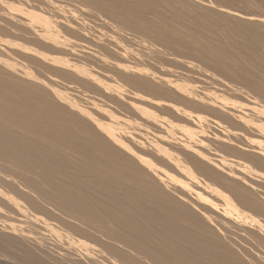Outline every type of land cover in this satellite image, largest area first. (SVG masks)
Wrapping results in <instances>:
<instances>
[{"label": "bare ground", "instance_id": "obj_1", "mask_svg": "<svg viewBox=\"0 0 264 264\" xmlns=\"http://www.w3.org/2000/svg\"><path fill=\"white\" fill-rule=\"evenodd\" d=\"M63 1L0 0V262L264 264V42L249 58L238 44L263 75L244 68L259 85L251 101L244 57L229 52L238 40L198 34L214 56L199 60L224 58L215 69L241 82L224 79L228 91L208 75L227 90L214 102L191 80L206 70L185 59L177 72L129 5L175 0H79L124 19L102 26L99 13L98 30L111 25L100 35Z\"/></svg>", "mask_w": 264, "mask_h": 264}, {"label": "rangeland", "instance_id": "obj_2", "mask_svg": "<svg viewBox=\"0 0 264 264\" xmlns=\"http://www.w3.org/2000/svg\"><path fill=\"white\" fill-rule=\"evenodd\" d=\"M61 1H63V0H61ZM132 1V0H131ZM133 1H135V0H133ZM151 1H153V0H151ZM67 2V0L66 1H63L62 2V4H64L65 5V3ZM68 4H66V6H68L69 4H71L72 3V0H71V3H70V0H68ZM127 2H130L129 0L127 1ZM73 3H75V8L77 7V8H80V7H78L77 6V3H78V5H79V0L77 1V0H73ZM71 4V7L72 6H74V4ZM144 3H146V2H144ZM153 3H154V1H153ZM84 4V3H83ZM88 4H91V3H87V4H85V5H83L82 6V4L80 5L81 6V8H80V10H85V13H84V11H80V10H78V9H76L75 11H79L80 13L79 14H84L85 16H87L88 14V17L91 15H93L92 16V19H90V21H91V24L94 22L95 24H99L100 25V22H101V20H100V14L101 15H103L102 13L103 12H96L95 10L96 9H93V7H94V5L91 7L90 5L88 6ZM131 4V5H130ZM179 4H182V6L184 5L185 6V8H183V7H179ZM92 5V4H91ZM129 5L131 6V8L135 11V13L137 14V16H141V17H143L144 16V18L145 19H148L151 23H154V26L155 27H151V32H150V35H151V37H153L154 39H157V41L156 40H154L153 38H151L150 40H149V38H148V40L147 41H152V43L154 42V44L155 43H160V46L161 47H163L164 48V50L165 51H167V52H165V51H161V52H164V53H167L166 55L168 56V54H169V56L168 57H171L172 55V58H169V59H173V61H175L174 63L176 64L175 66H174V69L177 71V72H179V69L180 68H177L179 65H180V63L184 60L185 61V59H186V62L188 61V62H190L191 64H194V65H192V66H202L201 68H203L202 70H206V71H208V73H205V74H202V73H204V72H206V71H201L202 73H198L194 78H191V80L196 84L197 83V85H199V86H203L204 88L205 87H207L209 90H211V92L210 91H208L207 92V90L208 89H203L204 90V92L208 95V97L209 98H212L211 97V94H213L214 95V97L213 98H218L219 96H222V94H224V93H226L227 92V90H225L224 88H223V86L224 87H227L225 84V80L224 79H226V81H230V82H234L233 84L235 85V82L237 81L236 79H234L232 76H230V75H227V74H225V73H222V72H220L219 70H217V69H215V67L217 66V64L218 63H222L223 62V64H224V61H225V59L223 58H221V60H224V61H220L219 59H220V57H218L217 59V63H215L214 61H216L215 59H216V57L214 58V59H212V61L211 62H209V64L207 65V63H205V62H201L200 60V58L202 57V58H205V59H207V60H211V58H213L214 56H212V55H210V56H212L211 58H210V56L208 55V51L202 46V42H203V39L200 37V36H203V37H209L210 36V34H212V36L213 35H215V36H213V37H215V38H213L212 37V39H216V40H220V39H218V37L219 38H224V40L226 41V39H227V43H229V44H231L232 42V39H233V41L235 40H238L237 41V45L234 43V45H235V47L237 48V46H238V48L235 50V47H234V49L232 50H230L229 52H231V51H234V53H230L231 55H233V54H235V51H236V54H242L247 48H248V51H247V56H248V58H249V55L250 54H252L253 52L251 51V50H249V47H251V46H253V45H255V46H253L252 47V50H254V49H257V47L259 46L258 44V42H260V41H263L264 42V0H175V1H173L171 4H169V5H162V4H158L156 7H155V9H152V8H149L146 4H143V2H139V1H135V2H130L129 3ZM86 6V8H84ZM70 7V6H69ZM70 7V8H71ZM74 8V7H73ZM73 8H71V9H73ZM74 8V9H75ZM95 8V7H94ZM108 11H109V13H110V9L109 10H106V12L108 13ZM82 12V13H81ZM105 12V11H104ZM86 13H87V15H86ZM100 13V14H99ZM107 13H104V14H107ZM108 13V14H109ZM77 14L78 13H76L75 14V16L77 17ZM99 16H98V15ZM111 14H113V13H110L108 16H110ZM84 15H81V16H79V17H82L83 16V18H80V19H84ZM107 15H105V17H104V15H103V17H101L102 18V20H103V24H101L102 26H104L105 25V22L107 23V21L106 20H108V18L106 17ZM113 16H114V14H113ZM112 16V19H111V17L109 18L110 20H114L115 18L114 17H116V15L113 17ZM119 16V15H118ZM117 16V17H118ZM121 16V15H120ZM79 17H77V18H79ZM88 17H85L86 19H88ZM97 17V20L99 19V21L100 22H97L96 23V21H95V18ZM99 17V18H98ZM121 17H123V16H121ZM89 18H91V17H89ZM105 18H107V19H105ZM114 18V19H113ZM125 18V17H124ZM93 19H94V21H93ZM105 19V20H104ZM116 19H118V18H116ZM120 19V18H119ZM130 19V18H129ZM128 18H125V21L126 20H128V23L130 24V26H132V28H133V26L135 25V21H137V19L135 18V19H133V18H131L130 20H129ZM89 20V19H88ZM109 20V22H111ZM121 20H124L123 18H121L120 20H114L116 23H119V22H117V21H120V22H124V21H121ZM20 21H21V19H20ZM93 21V22H92ZM105 21V22H104ZM115 22H111V24H113L112 26H115ZM94 23L92 24V25H94ZM115 23V24H114ZM109 24V23H108ZM108 24L106 25V26H108ZM97 25H94V26H96L97 27V29H95V31L97 32V34L99 33V31L101 30V29H99L98 30V28H99V25L97 26ZM100 25V27H102ZM119 24H117L116 26H118ZM120 25H121V23H120ZM156 25H158V26H156ZM201 25H203V26H201ZM106 26H105V29H106ZM111 25L109 24V27H110ZM198 26H200V27H198ZM205 26H208V27H212V28H206ZM203 27V28H202ZM103 28V27H102ZM108 28V27H107ZM111 28V27H110ZM200 28H202V29H204V30H200ZM206 28V29H205ZM105 29H103V31L105 30ZM109 29V28H108ZM200 30V31H202V32H204L205 30V32H208V30H209V32L210 33H205V34H203L202 35V32H199V33H197L198 31H196V30ZM210 29H212L211 31H212V33H211V31H210ZM216 30V31H213V30ZM219 29V30H218ZM107 30V29H106ZM218 30V31H217ZM221 30V31H220ZM102 31V30H101ZM102 31V32H103ZM196 31V32H195ZM102 32H100V33H102ZM219 32V33H218ZM100 33L98 34V35H100ZM127 33H128V35H127ZM131 33H132V35L135 37V38H137V36H139L140 34H138V35H135V34H137V31H136V33L135 34H133L134 32H128V31H126V34L125 35H127V36H129V35H131ZM139 33V32H138ZM201 33V34H200ZM214 33V34H213ZM225 33H228V35H229V39H231V41H229L228 40V35H224ZM200 36H199V35ZM219 34V35H218ZM117 34H114V36H116ZM118 35H119V33H118ZM116 36V38L118 37V38H120L119 36ZM205 35V36H204ZM223 35V37H220V36H222ZM258 35H260V36H258ZM224 36H226V37H224ZM43 38H44V36H42ZM41 37V38H42ZM129 37H132V36H129ZM150 37V36H149ZM217 37V38H216ZM134 38V39H135ZM138 38H143V37H138ZM137 38V39H138ZM210 38H211V36H210ZM223 40V39H222ZM159 41V42H158ZM229 41V42H228ZM239 41L241 42L240 44H239ZM1 42V41H0ZM226 42H224L223 41V43H226ZM162 44V45H161ZM242 47V48H240L241 50H243V52L241 53V51L239 50V45ZM241 44H243L244 45V47H243V45H241ZM2 45H4V44H2V42H1V44H0V49L2 50V51H5V50H7V49H5V48H8L7 46L5 47V46H2ZM156 46L158 45V47H160L159 46V44H155ZM228 45V44H227ZM231 45H233V44H231ZM250 45V46H249ZM256 45H257V47H256ZM247 46V47H246ZM249 46V47H248ZM1 47H3V49L1 48ZM225 47L227 48V47H229V46H226V44H225ZM256 47V48H255ZM230 48V47H229ZM228 48V49H229ZM160 49V48H159ZM228 49H226L227 50V52H228ZM251 49V48H250ZM0 50V51H1ZM238 50L240 51V53L238 52ZM258 55H256L255 57H257L258 58V60L264 65V52H262V51H260V49L258 48ZM245 51V52H246ZM243 53L244 55L246 54V53ZM251 52V53H250ZM254 52H257V50H255ZM261 52V53H260ZM235 54V55H236ZM243 54H242V56L241 57H244L243 56ZM246 56V55H245ZM246 56V57H247ZM174 57V58H173ZM230 57H232V56H230ZM236 57H237V55H236ZM235 57V58H236ZM233 58H234V55H233ZM248 58H246V59H248ZM188 59V60H187ZM200 59V60H199ZM227 60V59H226ZM242 60H243V62L245 61H247V60H245V57L243 58V59H241V62H242ZM70 60H67V61H65V62H69ZM15 62L17 63L18 62V60H15ZM187 62V63H188ZM228 63H229V61H227ZM243 62H242V64H240V61H238V65L240 66H242V65H244L245 64V66H243V70H241V71H243L242 73H241V81L243 82V87H241V89L242 88H244V92L242 93V92H240V94L239 95H241V93H242V97H244V99H247V100H251V101H253V99H251V97H252V94H248V92L249 93H251L252 91H256L257 89H258V87H259V85L257 84V83H255L253 80L254 79H256L257 78V76H261L262 74H264L263 73V70L261 69V73H260V70H258V69H260V68H258V69H256V67H255V69L256 70H254L252 67H249L250 69L252 68L253 70H250L251 72L253 71V73H251V72H249V74L251 75V74H256L257 76H256V78H255V75H252V78H254L253 80H252V78H250L251 76L245 71L248 67H247V64L244 62V64H243ZM20 62H18V64H19ZM27 62H25L24 63V65H28V63L26 64ZM206 64V66L204 65V64ZM212 63H214L213 64V66L216 64V66H212L211 64ZM225 63H226V61H225ZM228 63H226V64H228ZM247 63H248V61H247ZM21 64H23V62L21 61ZM190 64V65H191ZM200 64V65H199ZM225 65V64H224ZM238 65H235L236 67L238 66ZM29 66H30V71L31 72H33L35 75H37V77H44L45 75H46V73H44V71L43 70H41L40 68H38V67H33L35 70L33 71V69H32V66L33 65H31L30 63H29ZM29 66H25V67H27V68H29ZM204 66H205V68H204ZM234 66V68L235 69H237L236 67ZM207 67H209V69L207 68ZM247 67V68H246ZM36 68H37V70H36ZM200 68V69H201ZM244 68H245V70H244ZM32 69V70H31ZM199 69V68H198ZM242 69V68H241ZM210 70V71H209ZM216 70V71H215ZM248 70V69H247ZM180 71H181V69H180ZM249 71V70H248ZM257 71V72H256ZM40 72V73H39ZM244 72H246L245 74H244ZM39 73V74H38ZM179 73H181V72H179ZM210 73V74H209ZM215 73H217V74H215ZM261 75H260V74ZM41 74V75H40ZM43 74H45V75H43ZM201 74V75H200ZM200 75V76H199ZM202 75H203V77H202ZM209 75V76H208ZM214 75H216L215 76V78L217 79V81L220 79V78H222V80L221 81H223V84L222 83H220L219 81H218V83H219V86H218V88L220 87V85H223V86H221L223 89H224V91L225 92H223V89H217L216 88V85H218V83H215L214 82V84H213V82H212V80L213 79H215V78H213L214 77ZM247 75H249L250 77H248ZM209 77V79H210V77H212L213 79L210 81V80H208V77ZM263 76V75H262ZM199 77H202V80L205 78V79H207L208 80V82L210 81V82H212V84L213 85H215L214 87H213V89L211 88V87H209V86H213L210 82V85H206V84H208V83H206V84H204L205 82H202L201 81V79H199ZM220 77V78H219ZM225 77V78H224ZM196 78V79H195ZM261 78V77H260ZM204 79V81H207V80H205ZM215 79V80H216ZM196 80V81H195ZM198 80V81H197ZM201 81V83H200V81ZM234 80V81H233ZM61 82V81H60ZM60 82H59V84H60ZM240 83V85H239V83ZM262 83H263V81H262ZM236 85H238V86H241V82L240 81H237V83H236ZM195 86V85H194ZM195 88H196V86H195ZM215 88V89H214ZM229 90L228 91H231L230 89H231V87H227ZM249 89V90H248ZM201 90V89H200ZM202 90V91H203ZM213 90H217V91H214L213 92ZM243 90V89H242ZM250 90H251V92H250ZM222 91V92H221ZM245 91L247 92V93H245ZM217 92V93H216ZM210 93V94H209ZM255 93V92H254ZM217 94H219V96L217 95ZM248 94V95H247ZM256 94V98H257V93H255ZM244 95V96H243ZM217 96V97H216ZM240 96V97H241ZM241 97V98H242ZM264 96H262V95H260V99H258L259 98V96H258V100L261 102V104L262 105H264V100H261V99H264L263 98ZM212 98V100L214 101V102H216L217 100H219L218 102H220V100H222V98L221 97H219L220 99H213ZM240 98V99H241ZM253 98H254V94H253ZM256 98H254V101H255V99ZM243 99V98H242ZM241 99V100H242ZM257 99H256V101H257ZM216 100V101H215ZM241 100L238 102V103H240V104H242L243 102H241ZM259 101H258V105H260V103H259ZM232 102H235V104H236V102H237V100H234V101H232ZM237 103V104H238ZM234 104V105H235ZM237 104L235 105V106H237ZM255 105L257 104L256 102L254 103ZM239 105V104H238ZM262 105H260L259 106V108L260 107H262ZM240 106V105H239ZM238 106V107H239ZM244 106V104H242L240 107H243ZM257 106V105H256ZM256 106H254V107H256ZM243 108H245V106L243 107ZM257 108V107H256ZM234 114V116L232 115V114ZM230 114L232 115V118L234 117L235 118V115H237L236 114V112L234 111H231L230 113H229V116H230ZM240 115V114H239ZM240 116H242V115H240ZM240 116H238V117H236V120H238V119H240L239 117ZM231 117V116H230ZM243 117V116H242ZM241 117V119H245V118H242ZM233 118V119H234ZM245 121V120H244ZM244 121H242V120H239L238 122H240L241 124H242V122L244 123V124H246V122H247V120H246V122H244ZM248 123V122H247ZM232 144H234V143H231V145ZM236 145V144H235ZM234 145V146H235ZM239 147H242V144L240 145V146H236L235 148H239ZM242 149H243V151H244V149L245 148H243L242 147ZM242 149H238V150H242ZM252 152H254V151H252ZM241 153H242V151H241ZM0 264H4V263H1L0 262ZM6 264V263H5ZM7 264H14V262H7ZM16 264V263H15Z\"/></svg>", "mask_w": 264, "mask_h": 264}]
</instances>
